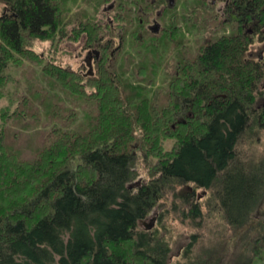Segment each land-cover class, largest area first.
<instances>
[{
  "label": "trees",
  "instance_id": "trees-1",
  "mask_svg": "<svg viewBox=\"0 0 264 264\" xmlns=\"http://www.w3.org/2000/svg\"><path fill=\"white\" fill-rule=\"evenodd\" d=\"M173 1L0 0V98L15 82L10 66L26 60L70 100L53 116L81 113L71 127H49L22 156L3 123L34 118L31 102L22 93L13 112L0 108V264H171L165 237L138 220L180 186L193 218L197 188L211 189L232 227L257 212L264 158L247 162L237 143L252 123L264 125V107H254L264 80V0ZM152 14H170L159 34L147 27ZM193 29L205 34L196 53L158 76L168 45ZM45 40L79 41L93 74L39 53L34 43ZM137 48L145 53L134 63ZM137 165L145 175L134 180Z\"/></svg>",
  "mask_w": 264,
  "mask_h": 264
},
{
  "label": "rangeland",
  "instance_id": "rangeland-1",
  "mask_svg": "<svg viewBox=\"0 0 264 264\" xmlns=\"http://www.w3.org/2000/svg\"><path fill=\"white\" fill-rule=\"evenodd\" d=\"M172 2L174 5L175 2L173 0ZM77 4L72 5L73 10ZM169 16L170 14H167L165 19L161 20L152 14L147 27L152 25L154 21L157 22L160 29L156 34H159L163 28L162 26L167 23ZM229 29L230 26H226V30ZM183 35V38L179 35L180 42L178 45L171 43L166 48L165 55L159 60L161 65L158 76H160L162 69L167 66L168 62L176 61L183 55L189 57L194 55L197 50L196 44H202L200 41L205 36L203 32H197L195 29L189 32L184 31ZM34 44L35 49L44 56H54L58 62H62L73 69H78L84 75L87 72L88 66H86L85 61L87 50L82 49L79 41L62 40L58 42L55 40L51 43V41L45 40ZM143 49L132 50L134 63L141 61L142 55L145 53ZM187 50L190 54L186 53ZM146 53L149 54V52ZM152 56L149 57L152 58ZM131 66L133 65L130 64L128 68L130 69ZM10 67L15 82L8 84V92L0 98V108L7 107L9 112H13L17 97L23 93L31 102L30 109H33L26 112L36 114L34 118L26 119L13 115L12 118L3 123L10 149L26 156L35 148L37 140L42 137L49 127L63 124L71 127L79 122L78 119L81 118V113L79 109H76L77 118L70 121L67 118L62 120L59 115L58 117L53 116L51 113L53 109H58L57 103L62 102L66 107L71 106L69 98H66L61 91L54 88L53 81L41 72L40 66L24 60L20 66L11 65ZM158 79L160 80L159 77ZM261 83V94L254 102V107L257 108L264 107V80ZM252 124L238 141L237 151L239 157L247 162L254 163L264 158V125L259 126L256 122ZM172 141L173 139L166 140V148L170 149ZM136 170L139 175L134 180H138L145 175V169L142 165H137ZM183 187H177L175 195L165 193L149 215L138 220V227L142 230L151 235L159 234L165 237L170 245L169 262L171 264L187 260L200 264H264V242L261 239L264 237V200H262L257 212L249 222L243 226L232 227L215 205V198L212 197L210 188L196 189V195H201L200 205H198L200 214L193 218L192 208L189 209V203H186L183 200L184 197L178 193ZM152 221L153 224L147 229L146 227ZM254 251L259 254L255 255Z\"/></svg>",
  "mask_w": 264,
  "mask_h": 264
},
{
  "label": "water",
  "instance_id": "water-1",
  "mask_svg": "<svg viewBox=\"0 0 264 264\" xmlns=\"http://www.w3.org/2000/svg\"><path fill=\"white\" fill-rule=\"evenodd\" d=\"M150 31L156 33L159 31L160 27L159 24L157 22H153L152 25L149 26ZM86 66H88V70L85 73V75H92L93 74V66H91V63L89 60H86ZM153 224V221L146 227L147 229H149L151 227V225Z\"/></svg>",
  "mask_w": 264,
  "mask_h": 264
},
{
  "label": "flooded vegetation",
  "instance_id": "flooded-vegetation-1",
  "mask_svg": "<svg viewBox=\"0 0 264 264\" xmlns=\"http://www.w3.org/2000/svg\"><path fill=\"white\" fill-rule=\"evenodd\" d=\"M221 7H223L222 4H220V5L218 6L219 9H221ZM86 60H89V61H91V62L94 60L93 57H92V54H91V52H90L89 50H87V53H86V59H85V61H86ZM91 62H90V63H91Z\"/></svg>",
  "mask_w": 264,
  "mask_h": 264
}]
</instances>
